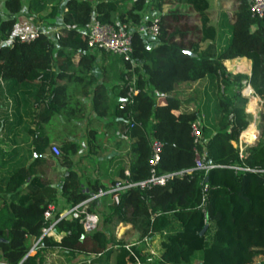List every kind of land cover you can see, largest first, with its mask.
Instances as JSON below:
<instances>
[{
    "label": "trees",
    "instance_id": "obj_1",
    "mask_svg": "<svg viewBox=\"0 0 264 264\" xmlns=\"http://www.w3.org/2000/svg\"><path fill=\"white\" fill-rule=\"evenodd\" d=\"M62 1L2 0L0 7V264H44L47 252L57 249L69 264H251L253 256H264V10L252 15L250 0H232L234 7L221 13L216 32L207 0H64L61 24L55 25ZM24 6L25 16L40 24L26 41L18 37L21 29L14 32ZM149 11L156 12L158 34L144 39L137 27L150 23L144 17ZM93 19L129 27L132 62L87 45ZM56 26L57 39L42 30ZM97 57L118 64L117 83L111 85L115 100L92 73ZM239 57L250 61L249 74L224 66ZM205 77L215 110L208 124L200 123L194 141L190 124L200 110L184 107L177 92L180 83ZM131 79L135 92L129 101ZM243 80L263 100V110L258 139L240 158L237 138L249 119L240 93ZM80 97H90L96 116L110 115L112 130L118 128L127 141L117 159V179L149 175L153 141L159 143L155 174L191 168L196 152L215 166L182 171L163 184L129 187L117 193V202L112 194L92 199L86 211L104 208L93 230H83L82 213H71L55 223L59 239L41 236L51 222L44 215L49 204L77 205L114 182L90 179L85 190L73 161L79 142L50 134L55 118L75 135V122L84 117ZM94 132L86 129L87 144ZM55 142L58 154L51 150ZM231 165L257 171H235ZM118 222L131 225L120 237L112 232ZM125 235H135L137 243L125 247L131 243ZM155 235L159 252L153 256L143 238ZM39 237L29 252L28 241ZM195 254L199 263H193Z\"/></svg>",
    "mask_w": 264,
    "mask_h": 264
},
{
    "label": "built area",
    "instance_id": "obj_2",
    "mask_svg": "<svg viewBox=\"0 0 264 264\" xmlns=\"http://www.w3.org/2000/svg\"><path fill=\"white\" fill-rule=\"evenodd\" d=\"M264 10V0H250L249 1V11L252 15H258L260 16ZM37 30L35 31H30L23 29L18 33V37L20 40H30L33 39L37 35ZM43 32H47L49 36H51L53 39H57L59 37L58 33V28H50V29H42ZM137 30L145 36L144 39H152L155 38L156 35L158 34V23H157V18L154 17L151 19L149 24H141L137 27ZM87 45L91 48H101L106 52L120 55L122 59L127 60L129 62H132V59L130 57V51H131V46H130V33L131 30L125 23L121 24H109V23H102L99 22L98 20L93 19L89 25H88V30H87ZM133 80L128 84L127 92H126V98H129V101H131L130 96L133 92H135L132 84ZM244 83V87L241 90L242 94L245 95L246 97L251 96V94H254L253 90L251 89L250 85L245 82L244 80L242 81ZM190 134L193 137L194 141H197L199 136H200V125L197 121H194L190 124ZM247 145L245 141H241V139L237 138V146H238V156L241 158L243 154V149ZM151 149H152V155L151 158L149 159L148 163L150 165L149 168V175L141 180L138 181H130L128 179H115L112 184H110L107 188L105 189H98L97 191L91 193L88 197L83 199L82 201L79 202L77 205L73 206H68L67 208L63 210H58L60 206L56 204H49L48 208L45 210L44 215L46 218L50 219L51 222L49 225L45 226L42 228V235H53V236H58L56 234L55 230V223L61 218L66 215H69L71 213L79 214L82 213V216L80 217V222L82 225V228L85 232H89L93 230L97 224L98 217L96 213L93 212H88L85 210V206L88 201L92 199H97L102 195L106 194H112V199L114 202H117L118 197L117 193L120 191H123L125 189H128L129 187L132 186H139V187H144V186H149L153 184H163L169 177H171L174 174L180 173L182 171L184 172H189L191 169H201L203 172H206L208 169L214 167L215 165L206 162L204 160V152L198 153L196 152L194 156V163L193 166L189 169L185 170H180L178 172H165L161 174H155V169H154V164L157 161L158 158V151H159V143L153 141L151 144ZM51 150L55 153H59V148L57 145L52 144ZM235 171L237 170H252V171H257L255 169L246 167V166H239V165H231ZM264 171V169H261ZM127 171H125V174ZM205 189H206V184L202 185V195H201V205L204 204V195H205ZM41 237L37 239V241L33 244V246L30 248V252L34 251L37 246L38 242ZM143 240H146L144 237ZM131 243L125 244V247H128ZM150 253L152 251L149 250ZM137 264H139L137 262Z\"/></svg>",
    "mask_w": 264,
    "mask_h": 264
},
{
    "label": "crops",
    "instance_id": "obj_3",
    "mask_svg": "<svg viewBox=\"0 0 264 264\" xmlns=\"http://www.w3.org/2000/svg\"><path fill=\"white\" fill-rule=\"evenodd\" d=\"M63 1L61 4L62 8L59 10V14L55 18V25L61 24L63 3H64ZM91 1H94V0H91ZM207 2H208L207 10L209 12L210 24L212 26H214L216 32H218L219 31V18H220L221 13L224 11L229 13L234 7V2L232 0H207ZM178 9H180V8H178ZM26 19L30 20L31 18L26 17V16L21 17V19L18 21V23L15 27V30H14L15 33L18 30H20V27H22V26L25 27V25H27V22L25 21ZM56 28H57V26H56ZM149 45H153V44L151 43V44H148L147 46H149ZM108 57L104 58L103 61H101V59L99 57H97L96 58V66H94L92 68V73L97 77V79L99 81H101V79H102V82L105 85L107 94H108L110 101H111V97L113 98V100L118 98L117 89L116 88L111 89V85L113 83H117L116 80H114V79L116 78V74H117L116 70H117L118 64L111 65L110 58H108ZM224 66L226 67L227 71H229L230 73L249 74L250 61L244 57L233 58V59L225 60ZM97 67H100V68H98L99 70L103 69L102 70L103 71L102 76H100L101 74L99 73V71L95 70ZM112 70H114L113 74L111 72ZM95 71L97 74L95 73ZM208 83H209V79L207 77H205L199 81L195 80V81H191V82L180 83L179 84V91L177 92V96L181 99V103L183 104L184 107H186L189 110L199 108L200 118H198V120H197L199 125H200V123H202V124L207 123L208 124L209 120H210V116L212 115L213 110H215V108H213V106L209 103L210 90H209V88H207ZM242 87H244V83L242 84ZM251 89H252V87H251ZM241 90H240V93H241V95H243ZM243 96H245V95H243ZM251 96H253V98H251V99L254 100L253 105L252 106L250 105L251 100L248 99L247 104L245 105V108H244L245 112H247L248 114L252 113V110L250 109L251 107H253V108L259 107L258 108L259 113H261L263 110V105L261 102H263V100L258 95H256L255 93H254V95H251ZM246 98H248V97H246ZM80 100L84 104V116L87 119V122L90 121L89 123H91V122L93 123V124H91L90 127H87V129L93 128L95 130L94 133L96 134L97 129L95 126L99 125L103 129V131L101 132L102 136H104L105 134L111 135V116L110 115L105 116V117L96 116L93 113V111L91 110L90 97H80ZM259 100H260V102H259ZM259 117H260V115H259ZM258 121H259V123H258L257 128L259 130L260 118L258 119ZM75 123L79 124V121H76ZM248 127H250L252 129V131L247 130L246 128H248ZM246 128L244 130H242L238 136L240 139H241V137H240L241 134L247 135V136H245L247 138L250 136L249 139H245V138L241 139V141H245V143H250L251 141H253L256 138L258 130L255 128V123H253V122L252 123L248 122ZM49 131H50L51 135L54 133L53 137H55V138H60V136H62V134H63V135H68V136H71V137L77 139L74 134H68L66 132V129L63 127V125L58 123L55 118H54V122L49 124ZM85 131H86V129H85ZM116 131H117V129H116ZM69 139H71V138H69ZM77 141H78V139H77ZM53 144L57 145L56 142ZM98 145H99V143L95 142L90 146V148L89 147H86V148H87V150H92V152H93V149H95L96 146H98ZM73 158H74V156H73ZM73 161L75 162L74 159H73ZM74 168L78 172L79 168L76 164H74ZM63 170H64L63 167H61V166L57 167V171H63ZM95 171L96 170H94V173L92 171L89 174H86L82 170H79V172H80L79 176H80L81 184L83 185L85 190H87V183L89 182L88 180H90V179H93V180L95 179L98 182H103L105 184H109L111 182V180H108V179L107 180L110 181L109 183H106L107 182L106 179L101 180L100 175H98V177H99L98 178L97 175L95 174ZM125 171H126V169H125ZM92 174H94V175H92ZM98 179H100L101 181H99ZM59 200L61 203H63L61 198L58 196V201ZM60 205L62 207L58 208V210H63V209L68 207V206H64L62 204H60ZM122 223H124V225H125V226H123L124 228H127V229L130 228V224L126 223V222H118L116 225L120 224V226H122ZM129 230L130 229H128L127 231H129ZM54 237H56L57 239L60 238L59 235L54 236ZM37 239L31 238L29 240L31 242L30 248L37 241ZM158 240L159 239L156 235L150 239L146 238V240H144V242L148 248V251L149 250L152 251L151 255H153V256L157 255L159 252ZM262 260H264V256L262 254H257L255 256H253L251 264H256ZM43 263L44 264H69L70 262L67 261L66 256L63 254V251L57 249L54 251L47 252V254L45 255V257L43 259ZM193 263H199L198 262V256L196 254L193 257Z\"/></svg>",
    "mask_w": 264,
    "mask_h": 264
},
{
    "label": "rangeland",
    "instance_id": "obj_4",
    "mask_svg": "<svg viewBox=\"0 0 264 264\" xmlns=\"http://www.w3.org/2000/svg\"><path fill=\"white\" fill-rule=\"evenodd\" d=\"M23 1H24V3H26V0H23ZM172 6H173V4H172ZM0 7H2V0H0ZM61 8L62 7H60V9ZM178 8H180V10H185L186 6H178ZM25 13H26V9L24 6L22 11H21V15L25 16ZM155 13L156 12H154V11L145 12L144 17H147L149 19H153L156 16ZM25 21L27 22V25H25V27L24 26L20 27L21 31L23 29L35 31L37 29L36 27L40 26V24L39 23L36 24L32 18L30 20L26 19ZM41 24H43V22ZM95 70L99 71V73H101V71L98 68H96ZM96 71H95V73H96ZM219 88H221V87H219ZM241 89H243V87ZM251 95H254V94H251ZM251 97L252 96H249L248 98H246L244 108H245V105L247 104L248 99L251 100L250 105L251 106L253 105L254 100H252ZM259 102H260V100H259ZM261 103H263V102H261ZM258 108L259 107H255V108L251 107L250 108L252 110V113H249V119H248V122L255 123V128L257 130H258L257 126L259 123L258 119L260 118L259 117L260 113H259ZM77 121H79V124H76L77 130H74V132L76 131L75 136L78 139V141H77V139L66 135L68 138L74 139L77 142H79V152L73 158L75 160L74 163L78 166L79 170H82L86 174H89L92 171L94 173V170H96L95 174L97 175V177H98V175H100L101 180H104V179L114 180V179H116L117 178L116 177V169L119 166V162L117 161V159H118V157L123 155V153L125 152V150L127 148V141L123 140V139H125V138H123V135L121 133L119 134L118 131H116V129L112 130V128H111V135L105 134L104 136H102L101 132L103 131V129L99 125H96L95 127L97 129V133L95 134L93 139L91 141H89V143L87 145V143L85 142L86 141L85 129H87V127H90L91 124H93V123L92 122L89 123L90 121L87 122V119L85 118V116L82 119L77 120ZM53 122H54V119L51 120V123H53ZM117 130H118V128H117ZM95 142L99 143V145L96 146L95 149H93V152H92V150H87L86 147L90 148V146ZM79 170H78V172H79ZM48 171L49 172L51 171L50 167H49ZM79 174H80V172H79ZM92 175H94V174H92ZM98 180L101 181L100 179H98ZM108 180L106 183L110 182ZM97 207H98L97 208V214L99 211L104 210V208L102 206L101 207L97 206ZM97 217H99V215H97ZM123 226H125L124 223H122V226H120V224L114 226V228L112 230L113 234L120 237V236L124 235L128 229H131V225H130V228H128V229L124 228ZM128 236L125 235L124 237L125 238L127 237L126 239H129V241H131V242L134 241L137 243V241H136L137 237L135 235H128ZM28 244L30 245L31 242L28 241Z\"/></svg>",
    "mask_w": 264,
    "mask_h": 264
},
{
    "label": "water",
    "instance_id": "obj_5",
    "mask_svg": "<svg viewBox=\"0 0 264 264\" xmlns=\"http://www.w3.org/2000/svg\"><path fill=\"white\" fill-rule=\"evenodd\" d=\"M258 136H259V130H258V132H257V136H256V138H255L253 141H251L250 143H247V145L256 143V141H257V139H258ZM204 228H205V225L202 227L200 233L204 230Z\"/></svg>",
    "mask_w": 264,
    "mask_h": 264
},
{
    "label": "bare ground",
    "instance_id": "obj_6",
    "mask_svg": "<svg viewBox=\"0 0 264 264\" xmlns=\"http://www.w3.org/2000/svg\"><path fill=\"white\" fill-rule=\"evenodd\" d=\"M251 98H253V96L251 97ZM247 130H251L252 131V129L250 128V127H248V128H246ZM245 136H247V135H243V134H241V139H243V138H245V139H249V137L247 138V137H245Z\"/></svg>",
    "mask_w": 264,
    "mask_h": 264
},
{
    "label": "clouds",
    "instance_id": "obj_7",
    "mask_svg": "<svg viewBox=\"0 0 264 264\" xmlns=\"http://www.w3.org/2000/svg\"><path fill=\"white\" fill-rule=\"evenodd\" d=\"M134 242V241H133ZM29 252H30V248H29ZM33 252V251H32Z\"/></svg>",
    "mask_w": 264,
    "mask_h": 264
}]
</instances>
